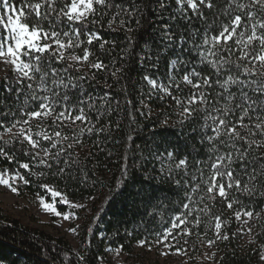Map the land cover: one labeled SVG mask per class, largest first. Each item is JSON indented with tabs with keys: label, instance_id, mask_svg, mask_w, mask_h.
<instances>
[{
	"label": "snow or ice",
	"instance_id": "obj_1",
	"mask_svg": "<svg viewBox=\"0 0 264 264\" xmlns=\"http://www.w3.org/2000/svg\"><path fill=\"white\" fill-rule=\"evenodd\" d=\"M105 24L112 32L126 34L151 27L157 47L146 41L136 54L137 63L150 71L166 56L167 75L161 80L146 71L142 80L149 86L147 95L170 100L175 125L191 128L207 149L204 157L198 153L189 160V154L173 162L172 151L145 145L148 156L159 162V172L183 192L182 210L156 243L181 252L178 237L192 235L188 224L199 226L200 213L211 210L205 201L215 206L219 199L244 225L258 218L260 213L245 198L264 199V0H0V64L15 74L13 80L5 77L7 95L0 98V160L13 166L0 171V186L19 195L20 184L46 176L86 185L91 177L73 155L84 134L109 132L113 124L119 129V120L105 119L113 113L125 112L133 123L136 113L151 114L143 99L140 107L133 106L127 84L120 89L124 100L83 88L89 73L77 75L78 65L86 67L93 80L107 70L119 83L125 65H116L136 47L134 38L126 35L127 46L113 56L117 42L103 37ZM93 46L112 58L109 64L95 55ZM48 119L50 125L42 123ZM175 125L166 117L162 131L154 135L163 136ZM40 187L54 198L49 202L38 195L45 212L64 220L77 218L59 211L55 198L73 209L86 207L69 201L49 183ZM214 220L216 239L227 240L220 230L228 221L220 215ZM170 238L175 243H166ZM139 243L143 247L147 241ZM214 243L207 241L209 247ZM76 256L82 264L85 257L79 252ZM64 257L68 259L67 253Z\"/></svg>",
	"mask_w": 264,
	"mask_h": 264
},
{
	"label": "trees",
	"instance_id": "obj_2",
	"mask_svg": "<svg viewBox=\"0 0 264 264\" xmlns=\"http://www.w3.org/2000/svg\"><path fill=\"white\" fill-rule=\"evenodd\" d=\"M13 2L19 4L20 0ZM149 16L153 23H158L151 13ZM133 27H135L134 23ZM100 31L105 39L117 42L113 56L119 53L121 47L127 46L126 35L134 38L133 43L136 47L131 50V55L125 61L116 65L117 67L121 63L125 65L119 83L108 74L107 70L98 72L96 79L93 80L90 78L91 72L86 67L78 65L81 67V72L77 75L89 73L83 88L96 96L110 92L116 100H124L125 95L120 89L123 84H127V98L133 101V106L140 107L139 102L143 99L149 104L151 114L136 113V122L133 123L125 112H121L119 116L113 113L111 117L105 119L110 118L113 122L119 120L121 125L119 129L113 124L109 132L99 135L84 134L83 143L74 146L73 155L81 166H86L91 177L86 185L74 181H57L52 176L32 177L29 185H21L30 196L39 195L48 198L45 189L40 187L41 183H49L71 201L98 196L101 207L96 221L86 228L83 227L79 232L75 247L63 237L52 236L37 228L24 225L0 209V264H77V252L85 257L82 264H100V258L105 256L108 246L119 247L127 255L131 254L136 243L157 238L164 228L170 226L171 219L182 210L183 192L167 176L159 172V162L148 156L145 145L151 146L153 151L158 145L161 151L164 148L172 151L175 156L173 162H178L180 158L189 154L191 160V157L198 153L200 157H204L207 153V149L191 128L175 125L176 117L172 113L170 100H160L155 95L151 97L147 95L149 86L142 80L145 72L159 76L161 80L167 75L166 56H162L157 68L150 71L147 68L142 69L137 63L136 54L140 52L146 41L152 48L157 47L151 27L146 25L139 31L126 34L119 30L112 32L105 24ZM77 51L79 54V50ZM93 51L105 64L110 63L112 58L102 54L98 46H93ZM6 76L8 80L14 79L11 72L0 78V98L7 95L4 91ZM121 107L125 105L122 104ZM166 117L169 118L170 125L175 127H169L163 136L154 135L162 131L160 125ZM104 122L102 120L101 124ZM44 123L50 125L51 120L48 119ZM5 167L13 166L0 160V170ZM205 202L211 210L200 213L201 223L195 227L198 232L212 233L211 228L214 226L216 215H220L222 221L230 222L232 210H227L226 205L221 204L219 199L215 202V206L209 201ZM245 203L255 212L260 213L256 223L260 232L259 239L264 242V211H262L264 199L250 202L245 198ZM65 253L68 255L67 260L64 257ZM260 255L259 249L240 250L231 236L222 245L215 264H264V261L260 260Z\"/></svg>",
	"mask_w": 264,
	"mask_h": 264
},
{
	"label": "rangeland",
	"instance_id": "obj_3",
	"mask_svg": "<svg viewBox=\"0 0 264 264\" xmlns=\"http://www.w3.org/2000/svg\"><path fill=\"white\" fill-rule=\"evenodd\" d=\"M0 69H2L0 70V78L9 72L15 75L10 68H5L3 64H0ZM45 121H42V123ZM21 185L23 184L19 185V195L13 194L7 188L0 186V209L10 217L18 219L24 225L37 228L52 236H61L75 247L78 243V236L81 229L88 227L96 221L101 207V200L98 196H94V200L88 198L80 201H72L86 205L82 209H73L68 207V205L60 204L59 198H55L59 211L76 214L77 218L64 220L62 217L45 212L40 207L38 195H28L21 188ZM46 195L48 198H44L52 202L54 198L51 196V193L46 191ZM259 217L253 218L247 225H244L242 221L235 220V217L231 213L230 222L223 224L220 230L221 235L227 234L228 237L232 236L233 241L242 251L261 250L264 242H261L259 239L260 232L256 223ZM188 227L191 229L192 235L178 237L179 243L176 244V247L182 249L179 253L174 248H165L162 244L156 243L157 238H155L147 241L143 247L140 246V243H136L133 251L128 255L119 247L108 246L105 250V256L100 258V264H215L220 255L222 245L229 238L227 240L216 239L215 223L211 228L212 233L198 232L190 224H188ZM70 228H76V233L70 232ZM248 228L252 229L251 233L247 231ZM173 234L175 235L176 233L174 232ZM185 240H187V243H184ZM208 240H215V243L209 247L207 244ZM166 243L175 242L170 238ZM117 249H119V252H117Z\"/></svg>",
	"mask_w": 264,
	"mask_h": 264
}]
</instances>
